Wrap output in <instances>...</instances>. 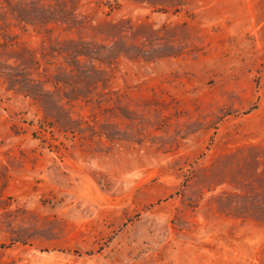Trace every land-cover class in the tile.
Segmentation results:
<instances>
[{
    "label": "rangeland",
    "instance_id": "rangeland-1",
    "mask_svg": "<svg viewBox=\"0 0 264 264\" xmlns=\"http://www.w3.org/2000/svg\"><path fill=\"white\" fill-rule=\"evenodd\" d=\"M231 3L0 0V264H264Z\"/></svg>",
    "mask_w": 264,
    "mask_h": 264
},
{
    "label": "crops",
    "instance_id": "crops-1",
    "mask_svg": "<svg viewBox=\"0 0 264 264\" xmlns=\"http://www.w3.org/2000/svg\"><path fill=\"white\" fill-rule=\"evenodd\" d=\"M228 19L230 33L238 40L252 41V51L247 49L246 54L254 57L264 87V0H232Z\"/></svg>",
    "mask_w": 264,
    "mask_h": 264
}]
</instances>
